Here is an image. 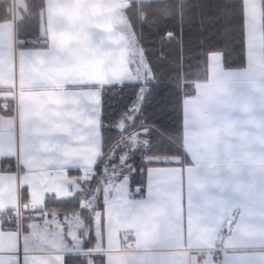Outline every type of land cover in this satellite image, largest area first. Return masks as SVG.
I'll use <instances>...</instances> for the list:
<instances>
[{
	"label": "crops",
	"instance_id": "1",
	"mask_svg": "<svg viewBox=\"0 0 264 264\" xmlns=\"http://www.w3.org/2000/svg\"><path fill=\"white\" fill-rule=\"evenodd\" d=\"M43 1L44 45L16 46L23 0L0 21V264H62L65 253L88 252L103 264H264V0H242L244 65L224 67L208 52L204 78L182 97L188 160L147 166L139 197L125 174L104 172L92 242L80 218L42 210L44 196L79 189L66 168H79V179L91 171L96 84L138 80L132 56L146 64L122 11L128 0ZM18 201L34 215L7 228L1 214L13 218Z\"/></svg>",
	"mask_w": 264,
	"mask_h": 264
},
{
	"label": "trees",
	"instance_id": "2",
	"mask_svg": "<svg viewBox=\"0 0 264 264\" xmlns=\"http://www.w3.org/2000/svg\"><path fill=\"white\" fill-rule=\"evenodd\" d=\"M23 2L15 23L16 46L44 45L39 42L44 39L40 34V28L44 29V1ZM122 11L151 72L145 82L146 88L138 105L132 107L139 94V80L96 84L99 93V153L91 165V173L87 179H79V168H66L67 175L76 178L79 189L66 197L47 193L42 207L47 212H78L84 220L88 217L89 230L84 240L90 242L94 238L91 217L87 215L88 210L79 206V200L85 195L83 187L89 189L97 182L102 166L118 161L114 154L118 141L133 130L140 131L138 134L146 138L145 145L128 151L125 162L129 166L115 176L117 179L125 174L131 196L139 197L143 195L147 166L188 160L182 145L181 100L184 95L193 93L194 81L204 78L207 53L219 51L224 67L244 65L242 0H128ZM11 16V0H0V21ZM126 114L131 116L130 122L124 130L118 129L117 121ZM123 150L120 146L119 151ZM119 167L120 164L113 170L117 171ZM21 194L25 196L23 189L20 197ZM97 207L102 210V201ZM7 211L1 214L5 222L11 213L6 217ZM101 216L100 213L102 237ZM89 262L103 264L102 254L65 253L62 256V264Z\"/></svg>",
	"mask_w": 264,
	"mask_h": 264
},
{
	"label": "rangeland",
	"instance_id": "3",
	"mask_svg": "<svg viewBox=\"0 0 264 264\" xmlns=\"http://www.w3.org/2000/svg\"><path fill=\"white\" fill-rule=\"evenodd\" d=\"M263 20H264V18H263ZM168 33L169 32H165V34H168ZM140 51H141V49H140ZM140 54L142 55L141 52H140ZM134 62H135V67H136L135 71H137V70L140 71L138 80L141 82V86L138 89L139 94H138V96L136 98L137 101H136V103L134 105H132V107L133 106L136 107L138 105V103L140 102L141 95H142L144 89L146 88L145 82H146V80L148 79V77L151 74L150 69H149L148 65L146 64V62H145V64H146L145 66L146 67H143V69H142V65H140L138 62H136V58L134 56H132L130 58V64L133 65ZM124 117L126 119H124ZM124 117L120 118L117 121L116 127L118 129L124 130L125 126L128 125L127 123L130 122V117L131 116L129 114L128 115L127 114L124 115ZM141 131H143V130H141ZM138 132H140V131H134L133 130L129 134H127V136L125 138L120 139L118 141L117 150L114 153L115 156L118 158V161L115 164L112 163V165H103L102 166V172H101L97 182L94 183L93 187H91L89 189L87 187H83V192L85 193V195H83V197L80 198L79 206L85 208L86 210H88L87 215H89L90 217H92V212H93L92 209H98L97 205L101 201H103V199H104V193L106 192L105 191V185H104L105 182L103 180L104 172L105 171H109V172L111 171L112 175L116 176L118 171L125 170V168L127 166H129V163L125 162V158L129 155L128 151L132 150L135 146H138V145L143 146V145H145L146 138H144L141 135H139ZM120 146H122L124 148L123 151H119ZM117 151H119V152H117ZM118 164H120V167L116 171ZM113 168H116V169L113 170ZM90 172H88V176L86 175L87 177L84 176V177H86V179L89 177ZM96 211H98V210H96ZM70 214L71 215H69V217L74 215L76 218L77 217L80 218V226H81L80 234L82 235V238L84 239L87 236L88 230H89V225H88V219L89 218L87 217V219L84 220L79 215L78 212H73V213H70ZM77 259H79V257H77ZM87 264H91V263L89 262Z\"/></svg>",
	"mask_w": 264,
	"mask_h": 264
},
{
	"label": "built area",
	"instance_id": "4",
	"mask_svg": "<svg viewBox=\"0 0 264 264\" xmlns=\"http://www.w3.org/2000/svg\"><path fill=\"white\" fill-rule=\"evenodd\" d=\"M17 88H13V90H16ZM23 215H34V213L32 212H28V213H24V211L22 210L21 206H20V202L18 201L16 204V210L13 214V218H8V222L5 224L7 228H18L19 227V223H20V218ZM11 220H13L14 222H11ZM11 222V223H9Z\"/></svg>",
	"mask_w": 264,
	"mask_h": 264
},
{
	"label": "water",
	"instance_id": "5",
	"mask_svg": "<svg viewBox=\"0 0 264 264\" xmlns=\"http://www.w3.org/2000/svg\"><path fill=\"white\" fill-rule=\"evenodd\" d=\"M233 217H234V213H233V214L228 218V220L225 222V224H224V229H225V230H227V228H228V226H229L231 220L233 219ZM219 238H220V236H219Z\"/></svg>",
	"mask_w": 264,
	"mask_h": 264
},
{
	"label": "snow or ice",
	"instance_id": "6",
	"mask_svg": "<svg viewBox=\"0 0 264 264\" xmlns=\"http://www.w3.org/2000/svg\"><path fill=\"white\" fill-rule=\"evenodd\" d=\"M26 264H27V262H26Z\"/></svg>",
	"mask_w": 264,
	"mask_h": 264
},
{
	"label": "bare ground",
	"instance_id": "7",
	"mask_svg": "<svg viewBox=\"0 0 264 264\" xmlns=\"http://www.w3.org/2000/svg\"><path fill=\"white\" fill-rule=\"evenodd\" d=\"M14 102V101H13Z\"/></svg>",
	"mask_w": 264,
	"mask_h": 264
}]
</instances>
